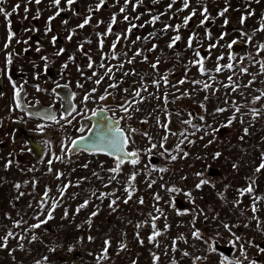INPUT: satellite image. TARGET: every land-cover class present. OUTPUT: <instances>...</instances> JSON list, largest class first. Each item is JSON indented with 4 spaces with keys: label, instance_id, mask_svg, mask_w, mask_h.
<instances>
[{
    "label": "rangeland",
    "instance_id": "1",
    "mask_svg": "<svg viewBox=\"0 0 264 264\" xmlns=\"http://www.w3.org/2000/svg\"><path fill=\"white\" fill-rule=\"evenodd\" d=\"M17 3L21 6L9 18L11 27L12 24H20L21 29L30 30L27 33L29 35L32 33L31 25L39 22L40 29L55 26L65 38L70 30H75L71 41L77 42L78 45L83 43V52L74 48L73 43V48L67 50L66 57L81 56L84 62L89 56L96 63L102 61V55L111 57V46L117 33L127 34L130 23L144 25L134 28L128 34L127 40L121 39L117 44L118 60L106 59L107 63H114L110 67L114 68L111 82L118 85L113 89L115 100L122 102L121 100L129 98L125 106L128 108L127 112H122L124 110L121 108L114 111L124 117L121 126L130 141L127 151H138L140 162L135 167L130 162L124 163L120 174L109 183L112 174L108 169L115 167L113 158L81 151L76 155L65 156L61 151L62 147H70L71 140L82 133L78 131L80 128L76 120L81 113L75 114L71 124L60 120L58 113L56 118L60 120L59 123L46 122L47 145L46 142L43 144L44 156L38 160L34 158V153L26 143L17 140L14 126L5 127L2 123L0 238L9 230L15 233L16 237L9 238L7 247L0 249V264H37V261H40V264H98L97 257L104 248L106 239L111 241L110 256L99 264H153V254L159 257L157 264H173V261L175 264H221L222 260L237 259L242 261V264H249V261L264 264V253L258 250L264 248V231L258 230L256 221L249 219L253 215L252 196L246 194L239 197L237 192V189L246 188L250 180H255L253 195L264 197V170L255 173V168L261 162V155L264 154V113L253 119L250 111L251 108H264V97L255 104L252 103L255 97L264 92V73L260 70V63H257L264 62V52L257 54L258 45L264 44V32H255L251 43L241 36L242 32L253 35L254 30L264 22V0H259V3L256 0H190L189 8L184 11H180L183 0H176L171 9H168L171 0H159L158 3L143 0L135 11L132 4H135L136 0H131L125 13L120 12L124 0H119V3L117 0H106L99 11L92 13H89V9H95L99 0H76L71 9L66 0H61L60 7L64 10L50 25L48 18L57 11L51 0H41L40 4H36L35 0L31 3L29 0H7V3L0 7L11 13ZM25 6L29 8L27 14L24 12ZM226 6L228 11L224 16H219L218 13ZM205 7L209 19L201 25L204 20L201 12ZM193 10L196 15L184 26V17ZM37 11L40 13L39 19H34ZM249 11L254 14L248 16ZM113 14H116L117 23L113 25L112 34L103 37L104 45L101 49L97 33L107 31ZM125 14L131 18L130 21H124ZM89 15L92 17L89 25L78 28L77 25ZM242 15L248 16L243 24L240 23ZM137 16L140 17L139 20L135 19ZM152 16H160V20L154 25L146 23ZM225 19L228 20L227 25L224 23ZM65 20L68 21L67 24L63 23ZM101 21L102 23H99ZM166 24L171 27L165 32L163 29ZM177 25H180L179 33L173 31ZM8 30L5 17L0 14V41ZM150 33L155 35L150 36ZM177 34L181 39L169 49L168 44ZM193 34L196 39L193 40L192 48H188V39ZM138 36L148 39L138 41ZM85 40H90L91 43H84ZM233 40L246 45L245 50L232 54L228 45ZM153 44L157 45V48L155 51H149ZM210 45L216 46L210 48ZM137 49L142 50V56H135ZM194 50L199 51L200 57L194 55ZM125 53L126 57L123 55ZM230 55L234 57L232 60L228 58ZM134 56L133 63H126V59H132ZM201 57L205 58V75H201L198 64L191 63ZM218 57L223 59L218 60ZM158 58V69L153 70L151 64ZM121 63L124 64L123 69L116 70ZM229 63L234 65L233 69L224 67L219 73L215 71L218 64L226 66ZM241 68H246L247 73H241ZM133 70L136 75L132 74ZM165 76L167 85L162 80L159 87L153 85V80ZM228 77H232V80L229 81ZM92 79L95 82L97 78ZM78 80L79 78L73 77L69 83L72 87L79 88ZM90 80L87 78L84 83H91ZM181 80H185V83L180 84ZM193 81L201 83L194 84ZM249 81H252L250 85ZM204 83L212 84L213 87L204 90ZM226 84L230 86L224 87ZM232 85L236 87V91H232ZM144 88L147 89L141 91L144 100L133 103L134 99H139L134 97L135 90ZM76 92L82 93L80 90ZM165 93L167 104L164 100ZM48 100L55 104L53 96ZM8 102L10 103L9 100ZM80 106L82 105H79V108ZM93 106L87 105L88 108ZM237 107L240 108L239 113L236 112ZM218 108L225 111L217 112ZM234 116L236 118L228 125L229 119ZM200 117L204 119L201 120ZM1 120H4V115L0 117ZM189 120L202 130L193 135L195 130L185 123ZM245 128L249 130L248 135L244 134ZM130 129L136 131L130 133ZM214 129L218 131H213ZM32 131L36 132L35 129ZM201 136L204 138L201 139ZM188 140L195 143L189 144ZM161 143L163 147H160ZM152 144L157 147L148 153L146 150L151 148ZM177 145L188 152L187 157L183 156V152L177 151ZM215 153L221 154L219 158H213ZM170 155H177L178 158L172 161ZM55 156H64L65 159L61 162L55 160ZM153 158L157 159V163L152 161ZM9 159L13 163L5 170ZM49 159L54 161L51 165L52 172L48 171ZM85 164L88 165L87 168L83 167ZM233 164L237 165L235 169ZM153 168H167L168 171L161 173L153 171ZM57 172L63 173L59 180L56 178ZM93 172L100 178L94 176ZM133 172L138 173L133 182L135 191L132 199L125 204L123 201L127 198V193L124 188ZM197 173L202 175L197 176ZM201 179L210 183L197 189L195 186ZM34 180L35 188L32 183ZM25 181H28L26 185ZM152 181L155 183L149 187ZM78 182L79 186H76ZM16 183L22 185L19 190L14 187ZM68 183L73 186L67 189L62 203L53 212V219L38 229L29 230V225L38 222L33 217L40 213L38 202L45 189H50L49 197L59 199L58 185ZM105 184L108 186L105 187ZM172 187L180 191H166ZM20 192L24 195L20 196ZM93 192L97 195L99 192L114 195L100 200L92 195ZM184 193H191L192 199ZM218 193H223L224 198L221 199ZM157 195L160 197L158 201L154 199ZM117 197L120 198L117 200L118 206L115 210L110 209V201ZM141 198L143 204L139 203ZM237 199L242 202L239 207L234 208L233 203ZM85 200H89L88 206L77 214V207ZM50 204L51 200L45 205L44 213L39 214L40 220L46 219ZM257 207V216L264 222V202L258 203ZM156 208L162 212H157ZM66 209L68 216L64 218ZM94 211L98 212V215L92 217L89 224L87 221ZM157 216L159 219L156 220V226L161 235L156 237L155 242L149 243L148 238L153 233L151 217ZM21 219L26 223L14 227V222ZM137 224L142 226L137 228ZM224 224L231 227V232L225 229ZM165 225L168 226L166 230ZM196 230H199L202 240L193 237L192 233ZM33 234L37 237L35 241H31ZM21 235L25 237L24 240L18 239ZM90 236L93 238L91 241L88 239ZM181 236L184 237L183 240L180 239ZM235 237H240V241L236 242ZM173 241H176V251L172 250ZM120 243H126V250H119ZM20 244H23V249L19 247ZM241 244L247 259L240 254ZM185 252L189 255L185 256ZM197 256L202 259L194 261Z\"/></svg>",
    "mask_w": 264,
    "mask_h": 264
},
{
    "label": "snow or ice",
    "instance_id": "2",
    "mask_svg": "<svg viewBox=\"0 0 264 264\" xmlns=\"http://www.w3.org/2000/svg\"><path fill=\"white\" fill-rule=\"evenodd\" d=\"M32 0H29V3H31ZM52 2V5L57 9V11L55 12V14L53 16H50L48 18V21H49V25L51 23L52 20H54L57 16L60 15L61 11H63L64 9H62L60 7L61 5V0H51ZM143 2V0H136V3L135 4H132V8H133V11L136 10V8ZM159 0H153V3H158ZM257 3H259V0H256ZM7 3V0H0V5L2 4H5ZM35 3L36 4H40L41 3V0H35ZM76 3V0H66V4L68 5L69 9H71V6ZM106 3V0H99V3L96 4L95 6V9H92L90 8L89 9V13H92L94 11H99ZM117 3H119V0H117ZM131 3V0H124V6L120 7V12L121 13H125L126 12V8L128 7V5ZM176 3V0H171V3L168 4V9H171L173 7V4ZM20 4L17 3L13 9H12V12L9 13L4 7H0V14H2L4 17H5V21L7 22L8 24V27H9V30H8V36H7V41L4 43L3 47L4 49H8L9 46H10V43L11 41L14 39L15 37V33L12 32L11 30V21H10V16L14 13H16L18 11V9L20 8ZM190 6V0H183V7L180 9V11H184L185 9L189 8ZM29 11V8L27 6L24 7V12L25 14H27ZM207 8L205 7L203 9V11L201 12V15L204 16V20L201 21V25H203L208 19V15H207ZM228 11V7L226 6L223 10H221L218 15L219 16H224L225 12ZM76 14V13H74ZM254 13L249 11L248 13V16H251L253 15ZM163 15V14H161ZM196 15V11L193 10L188 16L184 17V20H183V24L184 26H187L189 21L192 19V17ZM39 16H40V13L39 11H37V14L36 16L34 17V19H39ZM248 16H244L242 15L241 16V20H240V23L243 24L245 22V20L248 18ZM25 18H27V16H25ZM91 15L89 16H86L84 19H83V22L80 23L79 25H77L78 28H84L86 25H89L90 23V20H91ZM124 21H130V17L125 14L124 17H123ZM136 20H139L140 17L137 16L135 17ZM160 20V16H152L151 20L149 21H146V23H150V24H155L157 23L158 21ZM262 21H264V15H262ZM64 24H67L68 21L65 20L63 21ZM99 23H102L99 22ZM117 23V17H116V14H113L112 18H111V21L109 22L108 24V27H107V31L105 33H97V36L98 38H100V42H99V46L101 49H103V45H104V40H103V37H106L108 35H111L112 32H113V25ZM225 25H227L228 23V20L225 19L224 21ZM136 27H144V25H136V24H131L130 23V26L127 30V34H121V33H117L116 34V40L113 41L112 43V46H111V51H112V55L111 57H108V56H104L102 55L101 56V60H106V59H111V60H118L119 59V56L118 54L116 53V47H117V44L120 42L121 39H124V40H127L128 38V34H130L132 32V30ZM171 26L170 25H165L164 26V29L163 31H167ZM179 29H180V25H177L176 28L173 29V31L179 33ZM32 31H37V29H31ZM26 31H29L26 29ZM51 31V27H47L46 28V33L47 32H50ZM255 32H264V22H261L259 27L257 29L254 30L253 32V35H249L247 33H244L242 32L241 33V36L245 37L247 39V41L249 43H251L253 41V38H254V35H255ZM75 34V30H70L66 39L68 41H71L72 38H73V35ZM150 36H154L155 33H150L149 34ZM223 35L221 36V39H223ZM57 37L56 36H52L51 38V42L53 45L56 44V41H57ZM138 41L141 40V39H144L145 41L148 39L147 37H144V38H141V37H137L136 38ZM181 39L180 35L177 34L173 37L172 41L168 44V48L171 49L175 46L176 42L179 41ZM196 39V36L195 34H193L192 36L189 37L188 39V48H192V44H193V40ZM17 43H24V44H27L28 41H19L17 40ZM84 43H91L90 40H85ZM237 41L236 40H233L229 45L228 47L231 48L234 44H236ZM83 43H81L79 46H78V51H81L83 52ZM216 45H210V48L211 47H215ZM157 48V45L153 44L152 45V48L149 50V51H155V49ZM29 49L28 48H25L24 51L27 52ZM36 51L39 52L41 51V46H37L36 48ZM65 49L63 48H60L57 50L56 52V55L59 56V55H62L64 53ZM260 52H264V44H259L258 45V48H257V54L259 55ZM16 54L18 55V53H6V56H5V69H9V67L12 65L13 61H12V56ZM85 55H87L85 53ZM125 57L127 56V54H123ZM143 55V52L142 50H139L137 49L136 52H135V56H142ZM194 55L197 56V57H200V53L199 51H195L194 50ZM135 56L132 58V59H126V63L128 64H131L134 62V59H135ZM229 60H232L234 57H232L231 55L228 57ZM251 58V57H249ZM74 59L73 56H69V61H72ZM147 59V57H145V60ZM204 59L203 57H201L199 60H195V61H192L191 63H193V65H199V71L201 73V75H205L207 74V70L205 69L204 67ZM218 60L220 59H223V57H218L217 58ZM41 60L45 61V69H47L48 67V57L46 56H42L41 57ZM160 63V60L159 58L156 60V62L152 63L151 64V67L153 70H157L158 69V65ZM257 63H260V70L262 73H264V62H261V61H257ZM63 68H67V63L65 65L62 66ZM88 67L89 68H92L93 67V61L91 60V57L89 56V64H88ZM101 68H104L106 67L105 64L101 63L100 66ZM124 67V64L121 63L117 66V69L116 70H121L123 69ZM224 67H227L229 70L233 69L234 68V65L229 63L228 65L226 66H221V65H217L215 71L217 73L221 72L224 70ZM77 70L80 71L79 67L77 66ZM241 73H247V69L246 68H241L240 69ZM112 73H113V68L112 67H107L106 69V72H105V76H108V78H112ZM132 74L136 75L135 71L133 70ZM94 77L97 76V72H93L92 74ZM125 75H128V73H125ZM105 76H100L98 79L95 80V83L97 85H99L101 83V81L105 78ZM35 78H38V75L35 77ZM88 79H92V77H88ZM210 79H213L212 77H210ZM9 80L10 82L12 83V88L14 90V93H13V101H14V104H15V107L17 109H21L22 108V104H21V94L23 92V85H20L18 86L14 81H11V76L9 75ZM141 80H143V78H141ZM161 80L164 82L165 85H167V78L166 76L165 77H161L160 79H157V80H153V85L156 86V87H159L160 85V82ZM228 80L231 81L232 80V77H228ZM25 83H27V80H25ZM180 84H183L185 83V80H181L179 81ZM194 84H199L201 83V81H193ZM252 83V81H249V85ZM77 86L78 87H83V85L79 84V82L77 83ZM118 85L116 83H112L109 85L110 88H115L117 87ZM230 85L226 84L224 85V87H229ZM36 90L37 91H42V89L36 85ZM57 87H60V85H57ZM65 88H67V85H64ZM213 87L212 84H208V83H204L203 84V89L204 90H207L209 88ZM232 87V91H236V87L234 85L231 86ZM125 91H128L127 89H125ZM141 91H147L146 88L144 89H137L135 90L134 92V97H138L139 99H134L133 100V103H139V102H142L144 100V97L141 96ZM96 92V88H93L91 90V92L89 93H86L84 95V98H83V102H87L90 97H91V94ZM3 93H0V96H2ZM72 97L75 96V93L71 94ZM184 95H187V93H184ZM261 97H264V92H261V95L260 96H257L254 98V100L252 101L253 104H255L257 101H259L261 99ZM179 98V97H177ZM67 99V98H66ZM99 99L101 101L105 100L106 97L104 95H101L99 97ZM207 99V97H206ZM164 100H165V103L167 104V93H165V96H164ZM227 103V102H226ZM203 107V105H202ZM69 108H70V111H67L65 114H62L60 116V120H64L67 124H71L72 123V120L71 119H68V117H72L73 119L75 118L73 116V113H75L76 115H79L80 113L77 112V109L75 107V105H72L70 104L69 105ZM125 112L128 111V108L125 107L123 109ZM136 110H139V109H136ZM217 112H223L225 111V109L223 108H218L216 110ZM251 113H252V116H253V119L257 118V116H259L261 113H264V108H251L250 109ZM236 112L239 113L240 112V108L237 107L236 108ZM104 113V109L101 108L99 109L98 111L94 110L92 111L91 115L93 117H98L97 119V128H98V131L96 132V135L93 137V136H89L87 138H85L84 136H80L78 139H72L70 144L71 146L70 147H67V148H64L62 147L61 151L65 153V156H69L70 154L74 153L80 142L81 141H84L85 139L89 140L91 142V145L92 147L95 149L94 152H92V154H100V153H103L105 155H110V156H113L115 158V167L112 168V169H108V171L112 174L110 175L109 177V183H111L112 180H115L117 178V176L120 174V171H121V166L122 164L125 163V161H128L130 162L133 167H135L139 162H140V154L138 151H126V148H127V145L129 144V136L125 134L124 130H122L120 127H119V121H117L115 124H112V123H107V124H102L103 121H105V117L103 115ZM34 115H37L39 116L40 119H45V120H49V121H52L53 123H59L60 120H57L56 116L52 113L51 109H48V110H45V113L44 114H40V113H35ZM129 119H131V116L128 117ZM236 117H232L229 119L228 121V125H230L232 123V120L235 119ZM201 120H203L204 118L203 117H200ZM157 122L159 123V118H157ZM185 123L189 124L195 131L192 133L193 135L195 134V132H199L201 131L202 129L199 127V126H196V125H193L191 120L189 121H185ZM38 128L42 129L44 126L43 125H37ZM78 131L80 132H83L84 131V128L81 127L80 129H78ZM89 131H92L91 129ZM136 130L135 129H130L129 132H135ZM213 131H218L216 129H214ZM207 131L205 130V135H207ZM244 134L245 135H248L249 134V130L247 128L244 129ZM145 135H147L145 133ZM201 139H203L204 137L201 136L200 137ZM165 140L167 139V137L164 138ZM185 139H187V134H185ZM241 139H243V137H241ZM149 140L151 141V137H149ZM189 144H194L195 142L194 141H191V140H188L187 141ZM212 141H209V143H211ZM181 143H184V141H181ZM46 145H47V142H46ZM163 143L160 144V147H163ZM157 145L156 144H152L151 145V148L147 149L146 151L148 153H151L152 149L156 148ZM205 147H207V145H205ZM84 150H88L87 146L85 147ZM177 151L178 152H183V156L184 157H187L188 156V152L186 151H183L182 148H180L179 145H177ZM221 154L220 153H215L214 154V159L216 158H219ZM177 155H170V159L172 161H175L177 159ZM65 159L64 156H55V160H59L61 162H63ZM53 160L52 159H49L47 161L48 165H49V168H48V171L49 172H52V167L51 165L53 164ZM13 163V161L11 159H9L7 161V163L5 164V170H7L11 164ZM83 167L87 168L88 165L85 164L83 165ZM237 167L236 164H233V168L235 169ZM35 169H29V171H34ZM153 171H159L161 173L163 172H166L168 171L167 168H159V169H156V168H153L152 169ZM261 170H264V154L261 155V162L259 164L258 167L255 168V173H260ZM150 174V173H149ZM93 175L94 176H97V178H100L98 176L97 173L93 172ZM138 175V173L136 172H133L132 175L129 177L128 181H127V184L124 188L125 192L127 193V198L124 199V203L127 204L129 202V200L132 199V196H133V193L135 191V188H134V181H135V178L136 176ZM197 176H201L202 174L201 173H197L196 174ZM63 176V173L61 172H57L56 173V178L59 180L61 177ZM28 183V181H25L24 184L26 185ZM33 183V188H35V180L32 182ZM155 181H152L150 184H149V187L152 186V184H154ZM210 181L206 180V179H201L199 181V183L196 184V188L197 189H200L202 185H205V184H209ZM73 185H71V183H68V184H64V185H58V191L60 192V198L59 200L57 198H54V197H49V192H50V189L46 188L45 189V192L43 194V196L40 198V201L38 202L39 204V209H40V213L39 214H43L44 211H45V205L48 204L49 200H51V204H50V207L47 209V216H46V219L44 220H40L39 219V214L37 216H34L33 218L34 219H37L38 222L37 223H34V224H31L28 226V229L31 230V229H38L40 228L43 224H46L49 220L53 219V212L55 211V209L59 206L60 204V201L62 200L63 196L65 195L67 189L69 187H72ZM76 186H79V182L77 183ZM108 185L105 184V187H107ZM14 187L19 190L22 185L20 183H16L14 185ZM162 187H164L162 185ZM227 187V186H226ZM99 191V190H97ZM166 191L168 192H179L180 189H177L175 187H172V188H167ZM255 191V180H250L247 187L246 188H242V189H237V192H238V196L239 197H243L245 196L246 194L247 195H250L252 196V204H251V210H252V213L253 215L249 218L250 220H253V221H256L257 223V229L258 230H261V231H264V222L260 221L258 216H257V213L259 211L258 207H257V204L258 203H261V202H264V197H261V196H256V195H253ZM20 196H23L24 193L23 192H20L19 193ZM92 195L96 196L97 199H100V200H103V199H106L108 198L109 196L111 195H114V193H105V192H99V195L96 194V192H93ZM184 195H186L187 197H189V199L191 200V193H184ZM218 196L223 199L224 198V194L223 193H218ZM75 198V197H73ZM120 198L117 197L116 199H112L109 203V208L110 209H113L115 210V208L118 206L117 205V200H119ZM155 200H159L160 197L157 195L154 197ZM143 198L140 199L139 203L143 204ZM242 201L240 199H237L234 203H233V207H239L240 203ZM89 204V200H85L82 204H80L77 209H76V213L78 214L80 212L81 209L87 207ZM31 207V204L29 205ZM173 207L175 206L174 204L172 205ZM156 211L157 212H162L161 209L159 208H156ZM178 214H180L178 212ZM98 215V212L94 211L91 213L87 223L91 224V221H92V217H95ZM151 215V214H150ZM241 215H243V213H241ZM68 216V211L67 209L65 210V213H64V218H67ZM159 217H151V226L153 228V233L152 235L149 236L148 238V241L149 243H153L156 241V237L161 235V231L157 229V226H156V220H158ZM26 223L25 221H23L22 219L21 220H18V221H15L14 222V227H20L22 224ZM147 223V222H145ZM142 225L141 224H137L136 227L137 228H140ZM248 225H245V227H247ZM79 227V226H78ZM167 225H165V230L167 229ZM224 227L225 229H227L229 232H231V227L228 225V224H224ZM193 237L195 239H200L202 240L203 237L200 235L199 233V230H196L192 233ZM234 235V234H233ZM16 237V234L13 233L11 230H9L7 232V234L5 236H3L2 238H0V249H3V248H6L7 247V241L9 240V238H15ZM36 236L33 234L32 235V238H31V241H35L36 240ZM137 238L139 239V233H137ZM19 240H24L25 237L24 236H19L18 237ZM88 239L91 241L93 238L90 236L88 237ZM181 240L184 239L183 236L180 237ZM29 241V242H31ZM235 241L236 242H239L240 241V237H235ZM141 244H143V241L141 240L140 241ZM176 241H173V248L172 250L173 251H176ZM111 246V241L110 239H106L104 241V248L102 249L101 253L99 254V256L97 257V261H98V264L100 261H106L109 259V256H110V253H109V248ZM233 246L235 247V244H233ZM19 247L21 249H23V244H20ZM126 243H120L119 245V250L120 251H123V250H126ZM211 247V246H210ZM215 250V249H213ZM260 252L264 253V248H259L258 249ZM239 251H240V254L241 256H243L245 259H247V256H246V252H245V249L243 247V245L241 244L240 248H239ZM11 255V252L9 253ZM185 256H188L189 253L185 252L183 253ZM47 259V258H45ZM202 259V257H195L194 258V261H198ZM159 260V257L156 256L155 254H153V264H157ZM37 264H40V261H37ZM133 264H135V262H133ZM173 264H175V261H173ZM221 264H242V261H240L239 259L237 260H222L221 261ZM249 264H256L255 261H249Z\"/></svg>",
    "mask_w": 264,
    "mask_h": 264
},
{
    "label": "flooded vegetation",
    "instance_id": "3",
    "mask_svg": "<svg viewBox=\"0 0 264 264\" xmlns=\"http://www.w3.org/2000/svg\"><path fill=\"white\" fill-rule=\"evenodd\" d=\"M40 27L41 25L39 22H37L36 25H31V29H37V31L31 30L32 33L27 35L30 31L28 28L26 29L29 31H26L24 28L21 29L20 24H12L11 30L15 33V37L11 41L9 48L4 49L3 47L4 43L7 41L8 32L3 37L2 41H0V93H3V95L0 96V117L4 115V120L0 121L1 127L3 126L2 123L5 127L14 126L17 140H21L27 145L28 143L23 139L24 134L28 132L37 135L34 146L36 148L38 145L44 147L43 144L46 142V122L49 120L40 119L39 116L34 114H44L45 110L51 109L55 116L57 113L61 116L67 111H70L69 105L72 104L75 105L77 112L82 114L80 117H76V120L79 128H84V131L76 135L74 139L85 136L88 133L93 123V119H91V117L93 118L91 115L92 111H98L101 108L104 109V117L110 118L116 122L119 121V127L122 129L121 125L124 117L116 114L114 110L116 108L124 109L129 98L121 100L122 102L117 101L114 98V88H108L109 85L112 84L111 80H113V78L110 79L108 76H105L107 69L106 65L110 67V65H114V63L112 61L107 63L106 60L100 63L93 61V67L89 68V58L84 62L81 56H73L74 59L69 61V58L66 57L67 50L73 48V43H75L74 48L78 50L80 44L78 45L77 42L66 40L65 37L61 36V32L55 26L50 25L51 31L47 32V34H45L46 27L43 29H40ZM52 36L58 38L55 45L51 42ZM17 40L28 41V43H17ZM38 44L41 46V51L39 52L36 51ZM25 48L29 50L25 52ZM60 48L65 49V51L62 55L57 56L56 52ZM6 53H18V55L14 54L12 56L13 63L7 70L5 69ZM42 56L48 57L47 69H45V61L41 60ZM66 63L67 68H63L62 66ZM101 63L105 64L106 67H99ZM77 66L80 71L77 70ZM94 71L97 72V76H95L97 79L100 76H105L101 83L97 85L93 79L90 80L91 83H84L88 77H94L92 75ZM9 75L11 76V81H14L18 86L23 85L21 109L15 107L13 101L14 90L9 80ZM37 75L38 78H35ZM73 77L79 78L78 82L83 85V87H72L69 81ZM25 80H27V83H25ZM36 85H38L42 91H37ZM57 85H60V87H57ZM64 85H67V88H65ZM93 88H96V92L91 94L90 99L86 103L83 102L84 95L91 92ZM77 90H80L82 93L78 94L76 92ZM73 93H75L74 97L71 95ZM101 95H104L106 99L101 101L99 99ZM52 96L55 98V104L48 102V99ZM79 105L82 106L79 108ZM87 105L94 106L93 108H88ZM73 116L75 117V113H73ZM68 119L72 120L73 118L68 117ZM37 125H43L44 127L40 129ZM31 127L33 129H31ZM34 129L36 132L32 131Z\"/></svg>",
    "mask_w": 264,
    "mask_h": 264
},
{
    "label": "water",
    "instance_id": "4",
    "mask_svg": "<svg viewBox=\"0 0 264 264\" xmlns=\"http://www.w3.org/2000/svg\"><path fill=\"white\" fill-rule=\"evenodd\" d=\"M245 47L246 46L244 44H241L238 42L231 47V52H232V54H238L239 52L244 50ZM52 113L54 114V112H52ZM91 119H93L92 127L90 128L92 131H88V133L84 136L85 138H87L89 136L94 137L96 135V132L98 131V128H97L98 117H93V118L91 117ZM107 123L115 124L116 121H113L112 119L106 117L105 121H103L102 124H107ZM23 137H24L23 139L28 143L31 151L34 153V158L36 160L41 159L44 156L45 148L43 146H40V145H38L37 148L34 146V141L37 138V135L26 132ZM86 146H87L88 150H84ZM80 151H83V152L88 153V154H92V152H94L95 149L92 147L91 142L89 140L85 139L84 141L80 142L77 150L74 153H72L71 155H76ZM100 154H103V153H100ZM103 155H105V154H103ZM106 156L113 158L115 160V158L113 156H110V155H106ZM152 161L154 163H157V159H155V158H153ZM126 162H128V161H125V163ZM62 201L63 200L60 201V204L62 203Z\"/></svg>",
    "mask_w": 264,
    "mask_h": 264
},
{
    "label": "bare ground",
    "instance_id": "5",
    "mask_svg": "<svg viewBox=\"0 0 264 264\" xmlns=\"http://www.w3.org/2000/svg\"><path fill=\"white\" fill-rule=\"evenodd\" d=\"M109 104H110V101H109Z\"/></svg>",
    "mask_w": 264,
    "mask_h": 264
}]
</instances>
